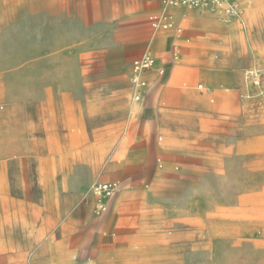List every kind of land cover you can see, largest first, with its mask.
<instances>
[{"label":"rangeland","instance_id":"1","mask_svg":"<svg viewBox=\"0 0 264 264\" xmlns=\"http://www.w3.org/2000/svg\"><path fill=\"white\" fill-rule=\"evenodd\" d=\"M84 1L86 7L81 0H0V229L5 236L12 228V197H36L39 177L45 183L61 180L66 163L73 166L72 188L59 184L58 204L71 191L75 223L91 198L100 213L94 187L117 183L112 163L132 156L125 153L124 139L128 152L146 144L141 133L147 126L129 110L146 93L137 99L136 75L130 71L131 89L123 98L113 85L121 76L95 54L81 57L76 46L81 20L108 11L88 8ZM234 6L236 16L224 13L228 22L241 20V27L230 29L231 38L198 43L193 63L205 69L194 72L202 77L189 89L201 102L183 107L197 114L190 121L198 153L215 163H196L167 182L165 174L156 183L150 176L141 185L156 198L154 205L138 208L133 222L135 238L126 254L136 264H264V0H235ZM207 53L220 71L202 62ZM159 137L152 139L160 142ZM139 154L142 162L163 159L151 151ZM82 178L91 182L84 181L79 193ZM0 250L31 258L40 254L31 245Z\"/></svg>","mask_w":264,"mask_h":264},{"label":"crops","instance_id":"2","mask_svg":"<svg viewBox=\"0 0 264 264\" xmlns=\"http://www.w3.org/2000/svg\"><path fill=\"white\" fill-rule=\"evenodd\" d=\"M81 1L85 6V1ZM99 6L108 9L107 13H94L93 17L81 20L76 46L81 57L95 54L108 71L121 76L113 84L117 94L126 98L129 93L134 60L147 53L155 57V65L141 75L146 93L140 107L134 103L129 107L130 113L138 114L136 119L147 126L141 133L146 144L128 152L129 142L124 139L125 153L132 156L127 161L112 163V178L118 188L106 200L107 211L95 214L96 203L91 198L81 206L83 217L79 223L74 222L75 193L66 192L58 204L59 184L60 188H72V163H66L61 180L51 177L45 183L40 176L36 197L13 196L9 202L12 228L8 232L11 233L5 236L4 229H0V248L31 245L39 248L40 254L31 258L27 252L0 250V264H136L126 254L135 238L133 222L138 208L146 203L154 205L156 198L155 193L149 194L141 185L149 183L150 176L156 183L165 174L167 182L169 175L177 172L182 176L196 163H215L198 153L190 121L197 114L186 111L195 109L183 107L201 102V97L189 89L190 83L202 77L194 72L205 69V65L193 63L198 55V43H209L219 36L231 38L230 29L241 27V20L226 22L210 11L173 7L166 0H88V8ZM155 12L167 13L172 28L155 30L150 20ZM179 26H183V30L178 29ZM205 55L202 62L208 67L212 63L220 71L217 61L209 53ZM167 120L177 125L170 127ZM154 135H160L161 141H153ZM143 151L155 152L163 159L142 162L139 153ZM86 180L91 182L88 178L78 182L79 193L85 189L81 186ZM2 209L0 202V212Z\"/></svg>","mask_w":264,"mask_h":264},{"label":"built area","instance_id":"3","mask_svg":"<svg viewBox=\"0 0 264 264\" xmlns=\"http://www.w3.org/2000/svg\"><path fill=\"white\" fill-rule=\"evenodd\" d=\"M235 0H167V4L173 7H185L189 9H213L224 11L227 14H233ZM152 27L155 30L166 29L172 26L169 15L163 12H155L150 15ZM155 65V57L147 53L141 58L134 60L133 72L136 77L133 79L135 91L139 94L137 99H140L145 87V81L141 75ZM118 188L117 183H97L95 184L94 191L100 197L99 208L100 213L107 211L108 206L106 200L113 196Z\"/></svg>","mask_w":264,"mask_h":264},{"label":"bare ground","instance_id":"4","mask_svg":"<svg viewBox=\"0 0 264 264\" xmlns=\"http://www.w3.org/2000/svg\"><path fill=\"white\" fill-rule=\"evenodd\" d=\"M167 1V0H166ZM202 10H206V11H210V12H213V13H215V14H217V15H219L220 16V18H222L224 21H226V22H228V19H227V13L225 14L224 13V11H220V10H213V9H202ZM238 14V12H237V9H236V7L234 6V10H233V14H231V15H229V16H236ZM245 14V13H244ZM240 16V15H239ZM242 17V16H241ZM249 19V18H248ZM138 100H140V99H138ZM137 107H140V105L138 104V105H136ZM124 147H126V145H123ZM117 191V190H116ZM95 192V191H94ZM96 194V193H95Z\"/></svg>","mask_w":264,"mask_h":264}]
</instances>
